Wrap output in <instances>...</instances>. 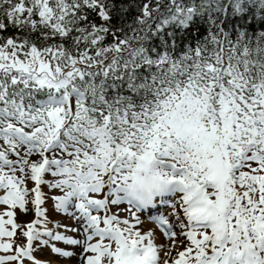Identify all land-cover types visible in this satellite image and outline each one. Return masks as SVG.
Segmentation results:
<instances>
[{
    "label": "snow or ice",
    "instance_id": "snow-or-ice-1",
    "mask_svg": "<svg viewBox=\"0 0 264 264\" xmlns=\"http://www.w3.org/2000/svg\"><path fill=\"white\" fill-rule=\"evenodd\" d=\"M0 264H264V0H0Z\"/></svg>",
    "mask_w": 264,
    "mask_h": 264
},
{
    "label": "clouds",
    "instance_id": "clouds-1",
    "mask_svg": "<svg viewBox=\"0 0 264 264\" xmlns=\"http://www.w3.org/2000/svg\"><path fill=\"white\" fill-rule=\"evenodd\" d=\"M132 169L126 173L130 177L128 183L132 185L129 189V195L132 198L163 186L164 181L172 179L169 173L164 172L155 164H144L139 169H136V165L133 164Z\"/></svg>",
    "mask_w": 264,
    "mask_h": 264
},
{
    "label": "rangeland",
    "instance_id": "rangeland-1",
    "mask_svg": "<svg viewBox=\"0 0 264 264\" xmlns=\"http://www.w3.org/2000/svg\"><path fill=\"white\" fill-rule=\"evenodd\" d=\"M45 191H47V189H45ZM158 194H162L163 197L159 196ZM158 194H152V199H153V198H156V197H159V198H156L155 201H158V199H159V201H160V200L163 199V198L166 199V200L163 201V203H162L159 207H158L157 205H154L155 208L158 207V208H156L157 210L160 209V207L163 208V209H166V208H165V207H166V202L171 198V190H170V189H168V190H163V191L159 192ZM160 197H161V198H160ZM48 207H49L50 210L54 207L52 201H49V202H48ZM117 207H118L119 209H121V211H119V215H120V216H125V217L131 219L130 212L127 211V210H124V209L127 208L126 205L121 204V205H119V206H117ZM117 207H112V206H110V208H112L111 210H112L113 213L117 212ZM142 210H146V209H142ZM145 213H148V211L145 212ZM155 213H157V212H155ZM159 213H160V211H159ZM163 213H164V212H163ZM57 215H61V214H55V218L57 217ZM141 215H142V217H143V216H145L146 214H144V212H143ZM145 217H148V215H146ZM30 218H31V216H28V217H20V219H24V220H28V219H30ZM57 220H60V218H57ZM45 254H47V253H45ZM45 254H44V255H45Z\"/></svg>",
    "mask_w": 264,
    "mask_h": 264
},
{
    "label": "bare ground",
    "instance_id": "bare-ground-1",
    "mask_svg": "<svg viewBox=\"0 0 264 264\" xmlns=\"http://www.w3.org/2000/svg\"><path fill=\"white\" fill-rule=\"evenodd\" d=\"M159 196L162 197V194H159ZM158 201H159V199H158ZM167 211L168 210H166L165 212H167ZM151 214L152 215L159 214V211H157V213L152 212ZM147 215H149V213H147ZM57 218H60V220L64 224H71L72 223L71 219H69L67 217H64L62 214L61 215H57V217L55 219H57ZM140 227L145 232L146 231H152L153 232L154 242H156L157 244H160V243L164 242L163 234L158 230V227H157V225H156V223L154 221L149 220L147 217L143 216L142 223H141ZM77 251H79V249H77ZM45 257L47 258V254H45Z\"/></svg>",
    "mask_w": 264,
    "mask_h": 264
},
{
    "label": "trees",
    "instance_id": "trees-1",
    "mask_svg": "<svg viewBox=\"0 0 264 264\" xmlns=\"http://www.w3.org/2000/svg\"><path fill=\"white\" fill-rule=\"evenodd\" d=\"M9 34H11V33H5V35H9Z\"/></svg>",
    "mask_w": 264,
    "mask_h": 264
}]
</instances>
